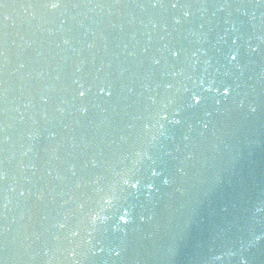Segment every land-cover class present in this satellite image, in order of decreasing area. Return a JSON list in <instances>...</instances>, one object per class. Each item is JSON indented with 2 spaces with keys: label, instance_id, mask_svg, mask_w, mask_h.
<instances>
[{
  "label": "water",
  "instance_id": "1",
  "mask_svg": "<svg viewBox=\"0 0 264 264\" xmlns=\"http://www.w3.org/2000/svg\"><path fill=\"white\" fill-rule=\"evenodd\" d=\"M0 264H264V0H0Z\"/></svg>",
  "mask_w": 264,
  "mask_h": 264
},
{
  "label": "clouds",
  "instance_id": "2",
  "mask_svg": "<svg viewBox=\"0 0 264 264\" xmlns=\"http://www.w3.org/2000/svg\"><path fill=\"white\" fill-rule=\"evenodd\" d=\"M135 187V185H133ZM122 219H125V218H122Z\"/></svg>",
  "mask_w": 264,
  "mask_h": 264
},
{
  "label": "snow or ice",
  "instance_id": "3",
  "mask_svg": "<svg viewBox=\"0 0 264 264\" xmlns=\"http://www.w3.org/2000/svg\"><path fill=\"white\" fill-rule=\"evenodd\" d=\"M53 6H55V5H53Z\"/></svg>",
  "mask_w": 264,
  "mask_h": 264
}]
</instances>
